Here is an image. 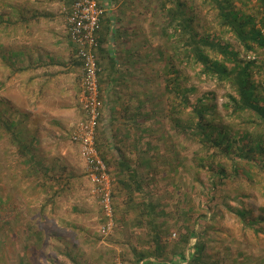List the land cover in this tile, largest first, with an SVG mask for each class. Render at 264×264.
I'll list each match as a JSON object with an SVG mask.
<instances>
[{
    "label": "trees",
    "instance_id": "trees-1",
    "mask_svg": "<svg viewBox=\"0 0 264 264\" xmlns=\"http://www.w3.org/2000/svg\"><path fill=\"white\" fill-rule=\"evenodd\" d=\"M140 1L139 13L150 21L149 27L122 72L129 87L113 120L114 125H126L124 138H133L132 148L127 149L132 152L119 149L122 160L116 163L96 140L113 177L114 212L125 211L123 230L128 238L134 230L146 232L135 243L126 239L131 264H243L236 261L242 252L228 247V241L236 242L234 235L221 239L229 250L221 249L225 259H217L213 252L219 253L216 239L227 216L256 236L263 229L264 218L253 216L247 202L251 196L248 190L242 192L260 185L264 193V0H200L211 20L198 15L185 0ZM76 60L82 67L79 56ZM16 61L8 64L11 77L31 68ZM193 79H211L226 89L223 115L212 103V95L196 96V85L185 84ZM9 105L0 97V136L12 145L13 164L22 163L21 177L41 175L40 186H58L52 191L54 201L64 190L65 176L36 157V136L21 125L22 119L10 120ZM224 117L227 123L222 122ZM13 193L0 192V231L24 215ZM10 208L14 218L3 219ZM39 228L31 225L25 229L28 233H22L29 235L30 242L41 243ZM175 229L178 238L166 241L164 236ZM25 242L19 259L0 261L31 264L25 252L29 239ZM227 253L233 259H226Z\"/></svg>",
    "mask_w": 264,
    "mask_h": 264
},
{
    "label": "rangeland",
    "instance_id": "rangeland-1",
    "mask_svg": "<svg viewBox=\"0 0 264 264\" xmlns=\"http://www.w3.org/2000/svg\"><path fill=\"white\" fill-rule=\"evenodd\" d=\"M185 1L188 6L194 7L193 11L198 15L211 20L206 15V9L202 7L200 0ZM11 2L13 0H0V97L10 103L9 107H11L12 111L11 113L7 112L10 120L19 121L22 119L24 121L25 119L22 117L28 112H35L38 117H41L43 112L41 107L42 110L45 107L42 106L40 101L41 87L37 83L39 81L32 82L30 80L31 72L26 71V73L10 76L9 61L17 62L16 60H19L22 64H25L26 61L24 57L14 55V52L10 50L14 49L16 45H23L25 42L23 35L18 39L12 38L14 35L13 30L11 26L9 27V17L12 13L9 5ZM142 20L144 22L143 28L145 27V30H148L150 21H146L143 18ZM142 37L141 35L140 38ZM189 70L191 71V69ZM35 71L41 74V68ZM78 73L77 69L76 75ZM185 84L188 86L196 85V96L212 95V103L223 115V104L227 100L226 89L219 88L216 82L211 79L202 82L193 79L189 82L185 81ZM53 106L55 105L49 108ZM221 120L223 123H227V117ZM228 120L230 119L228 118ZM25 124H27L25 121L21 123L22 126L26 127ZM40 128L38 131L40 140L36 142L38 143L36 146L39 149L45 146L48 147L50 151L45 154L51 159L46 160L41 151L34 153L36 157H44L42 159L45 164L46 161H48L47 165L55 164L57 175H61L60 173L63 176L65 175L64 181L66 185L63 192H60L57 198L52 201V191L58 186L54 185L52 188L50 186H40L42 183V181L39 182L41 175L33 174V176H29L26 173L21 177L19 171L20 168H23L22 163L13 164L16 156L10 151L12 145L9 144L7 139L4 140L0 136V147H2L0 151V155H2L0 157V166L2 167L0 192L2 195H7L9 192L13 193L15 191L13 194L17 197L16 199H20H18V202L24 209V215L21 219L15 220L14 226L11 223V226H5L4 230L0 231V259H19V252L22 251L26 239H29L30 242L29 235L24 236L22 232H26L25 229L27 227L30 228L31 225H34L36 228L40 227L43 237L41 243L30 242L28 250L25 251L31 264H75L70 257L78 259L79 264H131L133 258L130 252L131 246L126 240L129 235L123 230V228L125 229L126 219L124 220L122 216L125 211L119 209L116 213L113 208L112 217L107 215L102 196L88 175L87 166L81 157L79 145L70 139L71 132L66 140L60 138L59 141L45 143L46 141L40 132L42 131ZM42 132L45 135L47 134L46 131ZM60 151L62 152L60 153ZM20 160L24 161V157L20 158ZM28 176L31 178L30 184L27 185L25 182H21L22 178L25 180ZM202 177H204V174H202ZM112 178L111 176L113 187ZM247 188L242 194L248 190L251 198L247 202L253 208V216L261 215L264 218V193L261 186H247ZM129 214L133 217L136 212L132 210ZM14 215L15 211L10 208L7 216L4 215L3 219L10 218L12 220ZM107 223H110V228L107 229V232H103L102 226ZM223 224L225 225L222 228L224 233L221 232L217 236V246L213 244L216 247H220L218 254L215 251L213 252L217 259H225L221 249L229 251L225 244L220 243L221 239L224 237L227 241L229 237L231 238L230 235H234L237 237L236 242L228 241L230 243L228 247L234 253L235 251L242 252L243 257L236 259L237 262L243 264H264V222L261 234L258 236L250 229L244 230L241 224L231 216H227L225 221L223 220ZM228 231H231L229 236L226 234ZM145 235L146 232L144 231L141 233L138 231L137 233V230H134L132 236L128 239L135 243L138 241L137 236L143 238ZM178 236L179 231L175 229L170 231L164 238L166 241L173 242ZM195 241V237L190 240L186 250L187 256L189 246L194 244ZM226 259H233L230 253L226 254ZM246 259L249 260L246 261ZM251 259H256V261ZM0 264H5V262L0 261Z\"/></svg>",
    "mask_w": 264,
    "mask_h": 264
},
{
    "label": "crops",
    "instance_id": "crops-1",
    "mask_svg": "<svg viewBox=\"0 0 264 264\" xmlns=\"http://www.w3.org/2000/svg\"><path fill=\"white\" fill-rule=\"evenodd\" d=\"M100 1L105 7V13L101 18L95 53L101 67L100 88L104 106L97 141L112 161L120 163L122 157L119 149L123 153H131L127 149L132 148L129 144L133 138L125 140L126 125L124 122L114 125L113 120L123 106V91L129 87L122 79V72L130 66L128 59L134 56L133 51L139 47L138 40H143L140 36L145 31L142 20L144 15L139 13L140 0ZM74 2L75 0H13L9 4L12 11L9 17V27L11 26L14 34L12 38L18 39L23 35L25 40L23 45H16L10 50L15 55L24 57L26 66L31 65L30 80L39 81L40 101L45 107L43 110L41 107V117L35 112L25 114L24 121L28 124L25 126L30 127V133L36 136V142L40 140L39 127L47 133L45 135L40 131L45 143H53L60 138L66 140L76 125L84 119L79 102L82 67L76 60L77 47L71 40L65 23ZM38 68H41V74L35 71ZM132 68L135 70L137 65L134 64ZM52 105L55 106L49 108ZM36 126L38 127L34 131ZM36 148V151L43 152L46 160L51 159L45 154L50 151L48 147ZM47 162L44 163L47 167L54 168L55 164L47 165ZM29 176L25 178L27 185L31 183Z\"/></svg>",
    "mask_w": 264,
    "mask_h": 264
},
{
    "label": "built area",
    "instance_id": "built-area-1",
    "mask_svg": "<svg viewBox=\"0 0 264 264\" xmlns=\"http://www.w3.org/2000/svg\"><path fill=\"white\" fill-rule=\"evenodd\" d=\"M104 13L105 7L100 0H75L65 23L71 40L76 44L77 55L82 61L79 102L84 119L71 132V139L79 145L88 175L102 196L107 215L112 217L111 175L96 142L104 102L100 88L101 67L95 48L98 45V31ZM108 228L110 223L103 225V232H107Z\"/></svg>",
    "mask_w": 264,
    "mask_h": 264
}]
</instances>
